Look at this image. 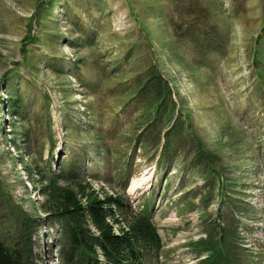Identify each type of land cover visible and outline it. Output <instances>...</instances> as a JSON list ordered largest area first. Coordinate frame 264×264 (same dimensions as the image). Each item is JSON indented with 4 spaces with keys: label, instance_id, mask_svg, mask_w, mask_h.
Returning <instances> with one entry per match:
<instances>
[{
    "label": "rangeland",
    "instance_id": "obj_1",
    "mask_svg": "<svg viewBox=\"0 0 264 264\" xmlns=\"http://www.w3.org/2000/svg\"><path fill=\"white\" fill-rule=\"evenodd\" d=\"M52 179L149 202L150 264H264V0H0V242L26 264L68 263Z\"/></svg>",
    "mask_w": 264,
    "mask_h": 264
},
{
    "label": "trees",
    "instance_id": "obj_2",
    "mask_svg": "<svg viewBox=\"0 0 264 264\" xmlns=\"http://www.w3.org/2000/svg\"><path fill=\"white\" fill-rule=\"evenodd\" d=\"M94 190L87 183L70 189L59 185L56 179L49 180L42 188L46 199L44 208L51 202L55 214L65 222L70 254L67 264L74 259L76 250L86 257L85 260L81 257L80 264L152 263L160 241L148 212L150 208L143 206V210H136L121 196L102 197ZM208 250L214 252L210 246ZM0 264L26 263L14 249L0 242Z\"/></svg>",
    "mask_w": 264,
    "mask_h": 264
},
{
    "label": "bare ground",
    "instance_id": "obj_3",
    "mask_svg": "<svg viewBox=\"0 0 264 264\" xmlns=\"http://www.w3.org/2000/svg\"><path fill=\"white\" fill-rule=\"evenodd\" d=\"M140 185H136V186H133V184H130V187L128 189V191H131V190H134L135 188L139 187Z\"/></svg>",
    "mask_w": 264,
    "mask_h": 264
}]
</instances>
